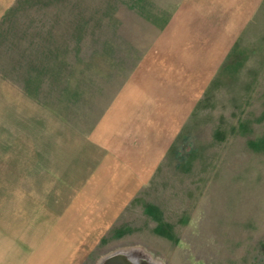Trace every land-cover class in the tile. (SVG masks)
I'll return each instance as SVG.
<instances>
[{"label":"rangeland","instance_id":"1","mask_svg":"<svg viewBox=\"0 0 264 264\" xmlns=\"http://www.w3.org/2000/svg\"><path fill=\"white\" fill-rule=\"evenodd\" d=\"M177 1L22 0L16 12L25 18L40 13L28 9L45 8V18L128 25L82 28L88 35L96 29L99 50L111 45L115 53L85 66L88 101L64 112L89 129L163 29L153 25L166 22ZM258 9L248 26L183 33L187 43H176L172 54L176 104L158 103L162 140H147L138 165L145 170L121 172L135 177L127 187H115L106 201L67 204L52 196L40 202L42 188L0 186L1 227L59 229L34 236L50 240L34 245V264H99L132 250L154 264H264V1ZM55 238L65 240V250L53 249Z\"/></svg>","mask_w":264,"mask_h":264},{"label":"crops","instance_id":"2","mask_svg":"<svg viewBox=\"0 0 264 264\" xmlns=\"http://www.w3.org/2000/svg\"><path fill=\"white\" fill-rule=\"evenodd\" d=\"M21 1L0 0V186L42 188L40 202L52 196L68 204L106 201L135 178L121 172L145 170L138 165L147 140H162L156 107L176 104L179 67L172 54L176 43H187V28L248 26L264 0H178L166 22L153 25L163 29L89 129L64 112L88 101H82L85 66L115 53L111 45L99 50L96 29L88 35L82 28L128 25L45 18V8H26L40 13L23 18L16 12ZM32 229L0 226V264H34V245L50 241L34 236L59 235L58 228ZM62 240L55 238L53 249L65 250Z\"/></svg>","mask_w":264,"mask_h":264},{"label":"water","instance_id":"3","mask_svg":"<svg viewBox=\"0 0 264 264\" xmlns=\"http://www.w3.org/2000/svg\"><path fill=\"white\" fill-rule=\"evenodd\" d=\"M136 250L121 251L103 258L99 264H154L150 256H139Z\"/></svg>","mask_w":264,"mask_h":264}]
</instances>
